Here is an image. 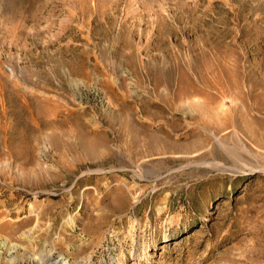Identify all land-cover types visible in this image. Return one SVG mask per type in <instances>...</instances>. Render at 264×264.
Wrapping results in <instances>:
<instances>
[{
	"label": "rangeland",
	"instance_id": "374dc122",
	"mask_svg": "<svg viewBox=\"0 0 264 264\" xmlns=\"http://www.w3.org/2000/svg\"><path fill=\"white\" fill-rule=\"evenodd\" d=\"M0 264H264V0H0Z\"/></svg>",
	"mask_w": 264,
	"mask_h": 264
},
{
	"label": "bare ground",
	"instance_id": "6f19581e",
	"mask_svg": "<svg viewBox=\"0 0 264 264\" xmlns=\"http://www.w3.org/2000/svg\"><path fill=\"white\" fill-rule=\"evenodd\" d=\"M225 126H226V125H225ZM222 127H223V126H222ZM214 128L217 129L216 127H214ZM248 131H249L251 134L255 135V136L257 135V134H255V133H253V131H250V130H248ZM251 134H250V135H251ZM253 137H254V136H253ZM254 138H256V137H254ZM251 139H252V137H251ZM253 140H255V139H253ZM259 145H260V144H259ZM261 147H262V146H261ZM241 154H243V153H241ZM246 164H247V163H246ZM244 165H245V164H244ZM244 165H243V166H244ZM256 165H257V164H256ZM247 166H251V165H247ZM252 166H253V165H252ZM46 259H47V257H46Z\"/></svg>",
	"mask_w": 264,
	"mask_h": 264
}]
</instances>
